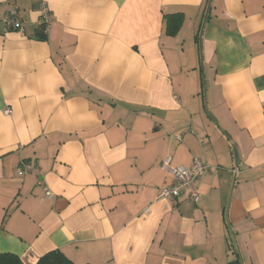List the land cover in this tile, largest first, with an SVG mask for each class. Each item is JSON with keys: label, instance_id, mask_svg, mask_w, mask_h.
<instances>
[{"label": "crops", "instance_id": "crops-1", "mask_svg": "<svg viewBox=\"0 0 264 264\" xmlns=\"http://www.w3.org/2000/svg\"><path fill=\"white\" fill-rule=\"evenodd\" d=\"M168 156L210 165L198 202L159 196ZM52 250L264 264V0H0V252Z\"/></svg>", "mask_w": 264, "mask_h": 264}, {"label": "built area", "instance_id": "built-area-1", "mask_svg": "<svg viewBox=\"0 0 264 264\" xmlns=\"http://www.w3.org/2000/svg\"><path fill=\"white\" fill-rule=\"evenodd\" d=\"M41 11L40 23L44 24L47 27L52 21L51 11L46 2L41 1L39 4ZM3 24L6 29H23L24 21L19 13L17 6L12 7L9 11L6 12L3 18ZM10 109H6V112H9ZM162 168L169 171L174 176V183L172 185L161 188L159 196L166 199H173L179 197L185 190L190 191L191 198L198 202L200 198L199 191L197 189L196 183L201 179L206 172L209 170L210 165L204 162L199 157L194 158L190 166L178 165L175 166L171 162V157H166L162 162ZM37 170L34 165L30 162H22L18 174L23 175L27 171ZM44 191L47 197H53V192L44 184Z\"/></svg>", "mask_w": 264, "mask_h": 264}, {"label": "trees", "instance_id": "trees-1", "mask_svg": "<svg viewBox=\"0 0 264 264\" xmlns=\"http://www.w3.org/2000/svg\"><path fill=\"white\" fill-rule=\"evenodd\" d=\"M177 14H175L176 16ZM169 30L171 33H176L180 28L181 17L176 19H169ZM39 31V35L43 38L47 35V27L44 24H40L37 28ZM0 264H22V259L15 253L10 252H0ZM37 264H75L72 262L66 255L60 250H52L48 253L44 254ZM230 264H241L238 259L230 262Z\"/></svg>", "mask_w": 264, "mask_h": 264}, {"label": "rangeland", "instance_id": "rangeland-1", "mask_svg": "<svg viewBox=\"0 0 264 264\" xmlns=\"http://www.w3.org/2000/svg\"><path fill=\"white\" fill-rule=\"evenodd\" d=\"M201 90L203 91L202 93H201V95L203 96V95H205V91H206V84L205 85H203V87H201ZM204 101H205V106H206V98H204ZM231 242V241H230Z\"/></svg>", "mask_w": 264, "mask_h": 264}, {"label": "water", "instance_id": "water-1", "mask_svg": "<svg viewBox=\"0 0 264 264\" xmlns=\"http://www.w3.org/2000/svg\"><path fill=\"white\" fill-rule=\"evenodd\" d=\"M236 151V150H235Z\"/></svg>", "mask_w": 264, "mask_h": 264}]
</instances>
